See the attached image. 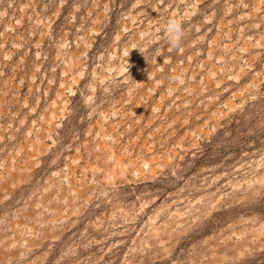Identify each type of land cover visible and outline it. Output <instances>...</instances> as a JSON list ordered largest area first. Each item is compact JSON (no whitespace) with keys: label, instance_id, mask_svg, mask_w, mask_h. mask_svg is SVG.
<instances>
[{"label":"rangeland","instance_id":"374dc122","mask_svg":"<svg viewBox=\"0 0 264 264\" xmlns=\"http://www.w3.org/2000/svg\"><path fill=\"white\" fill-rule=\"evenodd\" d=\"M0 264H264V0H0Z\"/></svg>","mask_w":264,"mask_h":264},{"label":"clouds","instance_id":"9594fccd","mask_svg":"<svg viewBox=\"0 0 264 264\" xmlns=\"http://www.w3.org/2000/svg\"><path fill=\"white\" fill-rule=\"evenodd\" d=\"M164 30L169 45L172 48H180L184 36L182 22L175 17H171L168 19Z\"/></svg>","mask_w":264,"mask_h":264}]
</instances>
